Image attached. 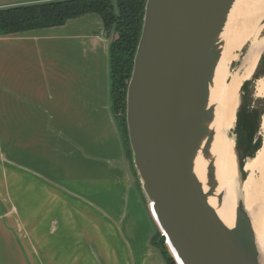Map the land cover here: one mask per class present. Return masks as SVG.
<instances>
[{"label":"crops","instance_id":"1","mask_svg":"<svg viewBox=\"0 0 264 264\" xmlns=\"http://www.w3.org/2000/svg\"><path fill=\"white\" fill-rule=\"evenodd\" d=\"M39 2L0 0V8ZM104 32L90 12L0 35V150L8 135V182L23 199L29 232L21 237L19 212L0 200V264H166L138 192L123 180L124 150L110 110L112 32ZM82 224L91 234H111L109 241L88 239L87 257L70 249L79 245ZM64 247L71 254L59 256Z\"/></svg>","mask_w":264,"mask_h":264},{"label":"water","instance_id":"2","mask_svg":"<svg viewBox=\"0 0 264 264\" xmlns=\"http://www.w3.org/2000/svg\"><path fill=\"white\" fill-rule=\"evenodd\" d=\"M230 2L146 0L126 90L133 165L161 230L157 244L168 243L181 264H260L242 196L236 197L235 227L229 229L204 196L186 138L191 109L184 97L190 85L202 82L197 61L210 51L204 41Z\"/></svg>","mask_w":264,"mask_h":264},{"label":"bare ground","instance_id":"3","mask_svg":"<svg viewBox=\"0 0 264 264\" xmlns=\"http://www.w3.org/2000/svg\"><path fill=\"white\" fill-rule=\"evenodd\" d=\"M238 1L242 7H247L250 1L257 4L252 2L247 14L246 9L241 8L245 16L238 22L231 16L236 2L231 0L222 21L205 39L210 51L197 61L198 73L203 74L202 82L190 85L184 97L191 109L186 138L191 167L204 196L229 229L235 227L236 197L242 196L256 232L259 262L264 264V112L260 122L262 143L255 155L245 160L242 178L234 173L238 164L235 135L232 136L241 85L252 77L264 49L261 33L264 0ZM246 42L250 48L244 59H248L239 68H231L232 60L238 56L235 51ZM254 92L264 98V76L257 79ZM197 123L202 126L201 130L197 129ZM151 211L156 220L152 207Z\"/></svg>","mask_w":264,"mask_h":264},{"label":"trees","instance_id":"4","mask_svg":"<svg viewBox=\"0 0 264 264\" xmlns=\"http://www.w3.org/2000/svg\"><path fill=\"white\" fill-rule=\"evenodd\" d=\"M145 4L146 0H53L0 8V35L60 26L69 19L90 12L100 16L104 29L112 32L109 43L110 110L132 167H134L132 152L125 119L126 90L142 30ZM262 76H264V51L252 77L240 88V103L236 112L234 135L241 177L245 176L243 172L245 160L253 157L262 143V137L256 134L259 131L264 104L252 106L249 109L251 103H259L257 99H253L254 85L252 84ZM134 172L137 176L136 171ZM155 222L157 223L156 220ZM160 234H154L151 240L155 246H159L166 264H181L169 244L171 252L167 251L163 244H157Z\"/></svg>","mask_w":264,"mask_h":264},{"label":"rangeland","instance_id":"5","mask_svg":"<svg viewBox=\"0 0 264 264\" xmlns=\"http://www.w3.org/2000/svg\"><path fill=\"white\" fill-rule=\"evenodd\" d=\"M42 2H45V1H53V0H40ZM253 2V5L254 4H257L255 1H250L249 2V5H251ZM239 1L236 0V2L234 3L233 7H232V11H231V16H235V20L238 21L242 18H244L245 14L244 12L241 11V8H245L246 9V14L248 12V6L247 7H242V6H239ZM235 13V14H234ZM97 14V13H96ZM239 22V21H238ZM261 22H264L261 21ZM263 28H264V23H263V27H262V34H264L263 32ZM215 36H212V38H214ZM242 46V47H241ZM241 49L239 50H236L235 52L238 53V56H237V59H233L232 60V64H231V68H239L240 65H242L241 63H243L246 59L248 58H245L244 59V56L247 54V52L249 51V42H246L245 44L243 43L241 45ZM244 59V60H243ZM258 63V62H257ZM257 81V80H256ZM256 81L253 82L252 85H254V87L252 88V92H253V99H257L259 101V103H251V106H249L251 109L252 106H258V105H263L264 104V98L262 97H257L255 95V84H256ZM240 95V93H239ZM235 121H236V117H235ZM235 121H234V126H233V130H232V136H234V128H235ZM261 122V121H260ZM260 122H259V125H260ZM1 126L3 128H5L6 130L8 129V119H1ZM262 131H261V128L259 126V131L257 132V136H261L262 137ZM121 139V138H120ZM8 135H1V150H0V164L2 163V165L0 166V195H1V203L4 204V206L6 207H9L13 208V211H18L19 214H22L21 216L17 213V215L15 214V218H16V224L19 228V233L21 235L22 238H24V236H28L29 232L24 230V215H23V207H24V203H23V199H16V192L13 191V186L11 185L10 182H8V170H9V160H8ZM234 145H235V141H234ZM124 150V148H123ZM123 159H124V162L121 163V168L123 170V172L126 173L127 175V178L126 179H123V180H126L128 181V183L131 185V189L134 187V189L138 192L141 200H142V203L144 204L145 206V209L147 211V214L149 216V223L151 224L152 228L154 229V234L156 233H161V230H160V227L158 226V224L155 222L153 216H152V213H151V210H150V205H149V202L148 200L145 198V195L144 193L142 192V189H141V183H140V180H139V177L135 175V169L134 167H132L131 163L129 162L126 154H125V150H124V155H123ZM236 158H237V155H236ZM237 164H238V159H237ZM134 166V165H133ZM235 175L239 178H242L240 176V172H239V167L237 168V166H235ZM122 172V174H123ZM121 174V175H122ZM139 182V184H137ZM127 184V183H126ZM140 185V187H139ZM128 186V184H127ZM123 187V186H122ZM124 188H125V185H124ZM123 188V189H124ZM1 204V206H2ZM17 207V208H16ZM16 209V210H14ZM138 225L140 226L139 227V230L143 227L145 228L146 227V220L144 219H141V218H138ZM85 225L82 224V227H81V232H78L77 235L80 236L79 237V245L75 247H72L70 249H75V252L76 250L78 249L79 252H77L76 254H79V256H88V252H87V248H86V243L88 241V239L90 240H94L96 243L101 240V239H106V240H110L111 239V234L109 231H105V230H99L97 232L96 230V235H94L93 233H89L88 231H85L86 228H84ZM67 232V231H65ZM66 234H69L66 233ZM125 235V233H124ZM97 237V238H95ZM159 238V237H158ZM158 240V239H157ZM58 242V240H56ZM62 242V240H60ZM157 242V241H156ZM64 243V242H62ZM65 244V243H64ZM69 245L72 244V243H68ZM68 244H65V246H67ZM162 245V244H160ZM166 248L167 251H170V247L168 245V243H164L163 244ZM157 248H159V246H156ZM61 250V247L55 245V250ZM39 247L38 246H32V253L34 256L37 257V259L39 258ZM68 248L67 247H64V249L61 251V253L59 254V256H65V255H69L71 253H69L70 251H67ZM160 250V249H159ZM93 252V251H92ZM171 252V251H170ZM39 261V259H38ZM34 264H40L39 262L37 263H34Z\"/></svg>","mask_w":264,"mask_h":264}]
</instances>
